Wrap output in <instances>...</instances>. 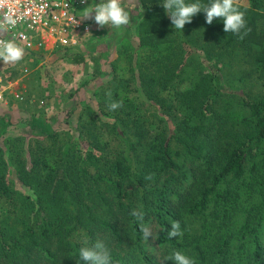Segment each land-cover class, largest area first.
Segmentation results:
<instances>
[{"label":"trees","instance_id":"obj_1","mask_svg":"<svg viewBox=\"0 0 264 264\" xmlns=\"http://www.w3.org/2000/svg\"><path fill=\"white\" fill-rule=\"evenodd\" d=\"M245 1L233 34L202 12L175 31L160 0H138V41L120 50L129 76L108 73L76 134L0 145V264H77L83 242L102 238L113 264H174V249L197 264H264V93L223 87L218 67L241 54L264 84V0ZM87 52L53 55L78 64ZM172 222L183 235L170 240Z\"/></svg>","mask_w":264,"mask_h":264},{"label":"rangeland","instance_id":"obj_2","mask_svg":"<svg viewBox=\"0 0 264 264\" xmlns=\"http://www.w3.org/2000/svg\"><path fill=\"white\" fill-rule=\"evenodd\" d=\"M124 3L131 12V22L126 28L100 27L94 21V13L83 17L93 28L82 39L81 46L88 49L82 63H74L69 55L54 56L53 53H25L22 60L14 64L5 65L0 61V77L5 84L12 85V91L0 104V145L7 148L19 134L29 138L63 130L76 134V126L85 117L83 107L96 99L95 91L105 89L108 73L116 68L118 76H129L130 65L120 50L123 45L130 50L136 45V26L142 13L138 0H124ZM80 15L82 17V11ZM0 34L6 32L0 29ZM138 55L143 59L147 50H140ZM240 55L228 66L218 64L223 67L220 81L225 88L258 97L264 93L263 80L256 73L248 74L251 65L240 59ZM17 94L21 98H17ZM5 207V203L0 202V214Z\"/></svg>","mask_w":264,"mask_h":264},{"label":"clouds","instance_id":"obj_3","mask_svg":"<svg viewBox=\"0 0 264 264\" xmlns=\"http://www.w3.org/2000/svg\"><path fill=\"white\" fill-rule=\"evenodd\" d=\"M81 3H87V0H81ZM160 4L170 18L175 31H183L185 25L191 23L193 17L201 12L204 13L208 25L213 24L216 18H222L225 33L239 34L246 26L245 13L234 4V0H207V3L202 0H160ZM126 9L129 8L124 0H100L99 3L93 0L90 6L82 10V17H89L94 13V21L98 26L108 25L113 30H117L126 28L125 26L131 22V12ZM4 19L8 26L17 23V18L11 9L5 14ZM24 54V48L14 37L0 38V61L5 65L19 62ZM108 106L110 110L115 111L121 107V104L119 101H112ZM131 215L138 221H143L145 218L143 211L133 210ZM140 230L145 239L153 235L150 226L141 225ZM182 235L180 223L172 222L171 228L167 230V238L171 240ZM74 257H78L77 264H113L112 251L105 238L96 239L92 243L85 240L78 249V255ZM165 259L173 261L174 264H197L195 257L175 249Z\"/></svg>","mask_w":264,"mask_h":264},{"label":"built area","instance_id":"obj_4","mask_svg":"<svg viewBox=\"0 0 264 264\" xmlns=\"http://www.w3.org/2000/svg\"><path fill=\"white\" fill-rule=\"evenodd\" d=\"M91 3L93 0H0V29L6 32L0 38L14 37L24 50L43 54L79 47L83 37L92 32V24L80 15ZM10 9L17 18L14 26L4 19ZM11 91L12 85L0 77V104Z\"/></svg>","mask_w":264,"mask_h":264}]
</instances>
